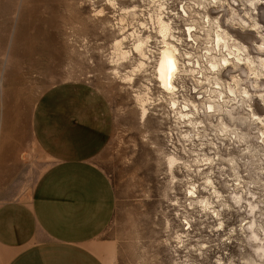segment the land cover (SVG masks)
Masks as SVG:
<instances>
[{
    "label": "clouds",
    "instance_id": "9594fccd",
    "mask_svg": "<svg viewBox=\"0 0 264 264\" xmlns=\"http://www.w3.org/2000/svg\"><path fill=\"white\" fill-rule=\"evenodd\" d=\"M84 5L89 21L107 17L99 33L110 43L82 38L77 55L110 66L100 83L125 97L114 112L135 122L137 171L155 181L135 264H264V115L252 107L258 97L264 108V0Z\"/></svg>",
    "mask_w": 264,
    "mask_h": 264
},
{
    "label": "crops",
    "instance_id": "0c3cea01",
    "mask_svg": "<svg viewBox=\"0 0 264 264\" xmlns=\"http://www.w3.org/2000/svg\"><path fill=\"white\" fill-rule=\"evenodd\" d=\"M95 90L66 81L36 98L29 129L46 164L30 188L35 166L26 150L10 153V168L0 157L2 264H104L94 245L111 221L115 195L95 159L109 140L112 112Z\"/></svg>",
    "mask_w": 264,
    "mask_h": 264
},
{
    "label": "rangeland",
    "instance_id": "374dc122",
    "mask_svg": "<svg viewBox=\"0 0 264 264\" xmlns=\"http://www.w3.org/2000/svg\"><path fill=\"white\" fill-rule=\"evenodd\" d=\"M88 13L89 7L81 6V0H0V157L10 168V153L14 151L19 157V151L26 150L35 166L33 177L25 183L30 188L46 164L33 147L29 129L38 95L66 81H84L101 88L111 107V134L95 161L113 187L115 207L111 221L95 239L94 246L104 264H135L133 233L141 222L142 210L153 212L155 181L147 171H137L145 148L139 143L138 133L128 130L135 122L131 116L120 117L114 112L125 97H109L110 90L100 83L110 66L100 62L98 52L92 53V63L77 55V45L83 46L82 38H87L95 49L110 43L106 35L99 33V26L107 17L89 21L85 18ZM252 107L257 114L264 115L258 97L253 99ZM133 139L138 145L135 158ZM3 147L9 149L1 154ZM150 182L152 189L148 187ZM149 191L152 200L145 199ZM1 252L0 249V264Z\"/></svg>",
    "mask_w": 264,
    "mask_h": 264
},
{
    "label": "built area",
    "instance_id": "2783aa9c",
    "mask_svg": "<svg viewBox=\"0 0 264 264\" xmlns=\"http://www.w3.org/2000/svg\"><path fill=\"white\" fill-rule=\"evenodd\" d=\"M138 2H139V0H137V3H138ZM176 7H177V9H178V8H179V5H177Z\"/></svg>",
    "mask_w": 264,
    "mask_h": 264
}]
</instances>
